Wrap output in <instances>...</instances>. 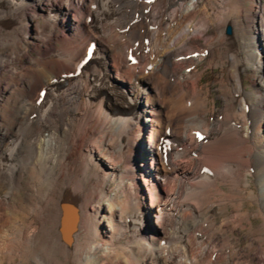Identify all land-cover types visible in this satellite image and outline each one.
<instances>
[{
	"label": "bare ground",
	"instance_id": "1",
	"mask_svg": "<svg viewBox=\"0 0 264 264\" xmlns=\"http://www.w3.org/2000/svg\"><path fill=\"white\" fill-rule=\"evenodd\" d=\"M11 18L0 264H264L263 0H0Z\"/></svg>",
	"mask_w": 264,
	"mask_h": 264
},
{
	"label": "rangeland",
	"instance_id": "2",
	"mask_svg": "<svg viewBox=\"0 0 264 264\" xmlns=\"http://www.w3.org/2000/svg\"><path fill=\"white\" fill-rule=\"evenodd\" d=\"M262 1V0H261ZM264 1V0H263ZM250 3L249 2H246V6H248ZM260 4V5H259ZM257 6L258 7H261L262 5L261 4H263V2L262 3H259ZM39 13H35L34 15H35V17H41L42 15L41 14H39ZM37 15V16H36ZM41 15V16H40ZM105 25H107V23H104ZM0 27H2V28H5V27H7L8 28V30L10 31V32H12V33H18L19 31L17 30V28H16V26H15V23H14V20H13V18H11V19H8L7 21H6V24L5 23H3V22H0ZM18 27V26H17ZM64 27V28H63ZM19 28V27H18ZM66 26H58L57 28H56V31L55 32H57L60 36L61 35H64V33H66ZM58 30V31H57ZM32 36V31L31 32H29V35L27 36L28 38H29V40H28V42H31V45H30V47H34V44H36V41L33 39V38H31V37H29V36ZM44 35V34H43ZM200 40V39H199ZM201 41V40H200ZM48 44L49 45H51L52 47L54 46V47H59V46H61V43H58V42H56V41H54V40H51V41H48ZM58 45V46H57ZM28 46H29V44H28ZM30 53H33L32 52V49L29 51V54ZM33 55H34V53H33ZM9 57H11L10 55H9ZM33 57H35V56H33ZM15 59V58H14ZM213 72V73H212ZM11 67H10V65H6L4 68H2V69H0V101H2L3 100V97H4V94H3V91H4V89H9L10 87H11V85L13 86V84H12V82L14 81V80H12V77H11ZM218 73V70H215V71H208V72H206V75L204 76V78L202 79V82H203V84H205V85H208V83H210L211 81H212V77L213 76H216V74ZM263 74H264V71H263ZM14 83V82H13ZM247 88L248 89H252L250 86H249V83L247 82ZM215 88L213 87V89H212V91L214 90ZM254 90V89H253ZM262 92V94H264V91H261ZM212 97H213V99H214V101L212 102V105L215 107V108H217V109H221L222 108V105H223V98H221L219 95H218V92L217 91H213V94H212ZM0 103H2V102H0ZM143 106H144V101H143V103H141ZM141 105V106H142ZM248 111H249V109H248ZM264 115V112L262 113V115H261V118H262V116ZM148 114H144L143 116H142V119H143V121L145 122L146 121V119L148 120ZM151 118V117H150ZM148 121H150V120H148ZM145 124H146V122H145ZM262 141L264 142V138H262ZM263 148H264V146H263ZM138 152H139V155H144V145L142 146V145H140V146H138V150H137ZM136 154V156H138V154L137 153H135ZM143 158H145V157H143ZM139 160V162L141 161L140 159H138ZM150 160V159H149ZM140 163H142V162H140ZM146 163V162H145ZM251 167H254L255 168V173L254 174H251L249 177H248V179L250 180V179H253V178H256V179H259V177H260V175H261V177H260V179H261V183H264V164L263 165H261L260 164V161L259 160H255L254 162H253V164L251 165ZM263 171V172H262ZM247 174H248V171H245V177H246V180L248 181V179H247ZM249 188H250V190L251 191H256L257 190V186H256V184L255 183H253V182H251V184L249 185ZM245 209H247L248 211H249V213H250V215H251V222H252V225H253V229H258L260 226H261V221H260V217L257 215V213H258V206H257V204H255V203H250L249 202V204H246L245 205ZM152 217V216H151ZM259 218V219H258ZM150 219L151 218H149V224H150ZM156 218H153V220H152V222H151V226H154V224H156ZM249 234V232L247 231V230H244V231H235L234 232V237L233 236H231V242H239V243H243V240L245 239V234ZM253 259H255L254 257H253ZM260 259H255V264H263V263H261L260 261H259Z\"/></svg>",
	"mask_w": 264,
	"mask_h": 264
},
{
	"label": "water",
	"instance_id": "3",
	"mask_svg": "<svg viewBox=\"0 0 264 264\" xmlns=\"http://www.w3.org/2000/svg\"><path fill=\"white\" fill-rule=\"evenodd\" d=\"M225 33L229 34L230 33V29L228 27L225 28ZM75 221H76V214H75V210L73 207H71V216L69 218V225L67 227V231L70 232L73 230L74 225H75ZM66 231V232H67Z\"/></svg>",
	"mask_w": 264,
	"mask_h": 264
}]
</instances>
